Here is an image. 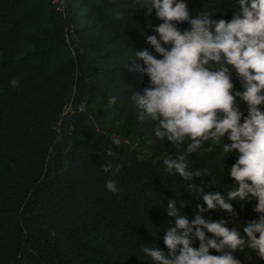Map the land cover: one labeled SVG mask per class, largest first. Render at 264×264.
Returning <instances> with one entry per match:
<instances>
[{
    "label": "trees",
    "instance_id": "1",
    "mask_svg": "<svg viewBox=\"0 0 264 264\" xmlns=\"http://www.w3.org/2000/svg\"><path fill=\"white\" fill-rule=\"evenodd\" d=\"M185 2L191 18L210 12L230 21L236 11V0ZM65 4L67 19L50 0H0V264H153L143 248L167 253L163 236L176 219L167 215L168 202L177 200L190 221L203 205L187 191L190 182L164 172L163 160L190 141L175 150L155 137V122L138 126L131 99L149 84L135 54L147 49L162 58L146 42L162 21L137 0ZM177 26L190 29L187 22ZM233 82L240 90L235 76ZM113 96L119 99L109 105ZM240 107L246 115V104ZM222 145L189 159L191 170L216 179V185L210 175L191 183L226 195L236 156ZM107 163L122 168L113 177L102 171ZM109 179L117 181L116 193L106 189ZM181 200L188 202L183 208ZM242 203L232 201L245 225L259 214L255 200L243 211ZM204 217L229 219L222 210ZM234 256L241 264H264L250 250Z\"/></svg>",
    "mask_w": 264,
    "mask_h": 264
},
{
    "label": "clouds",
    "instance_id": "2",
    "mask_svg": "<svg viewBox=\"0 0 264 264\" xmlns=\"http://www.w3.org/2000/svg\"><path fill=\"white\" fill-rule=\"evenodd\" d=\"M137 3L146 14L155 10L162 21L153 26L158 35L146 36V42L162 58L147 49L135 54L143 61L142 71L149 78L148 86L141 92L133 91L131 96L138 109V126L155 122V137L167 139L175 150L190 141L175 158L163 160L164 172L190 182L187 191L203 200L191 221L176 207L177 200H170L167 215L176 219L175 226L163 236L167 253L154 247H144L143 253L153 264H241L234 253L246 250L264 261V0H236L230 21L212 19L210 12L191 18L185 0ZM185 22L190 29L182 31L177 25ZM18 83L16 79L10 81L12 87ZM118 99L110 97L109 105H115ZM241 103L246 104V115ZM222 141L223 153L236 156L227 176L234 185L226 195L206 192L208 184L191 183L210 174L191 170L189 159L194 153L213 152ZM107 154L114 156L111 149ZM101 168L114 177L122 165L114 168L107 163ZM210 176L216 185V179ZM105 187L112 193L118 191L114 179L107 180ZM254 200L258 218L241 225L232 201L243 202V211L244 205ZM187 203L179 201L181 208ZM212 210L226 212L229 219H205L204 214ZM193 235L199 241L198 248L192 246ZM210 250L220 255H212Z\"/></svg>",
    "mask_w": 264,
    "mask_h": 264
},
{
    "label": "rangeland",
    "instance_id": "3",
    "mask_svg": "<svg viewBox=\"0 0 264 264\" xmlns=\"http://www.w3.org/2000/svg\"><path fill=\"white\" fill-rule=\"evenodd\" d=\"M59 13L61 14V16L64 18V19H67V8L65 7H63L62 8V10H60L59 11ZM68 29V30H67ZM66 30H67V33H68V35L70 34V30H71V28L69 27V28H66ZM69 42H70V39H69ZM81 109V108H80ZM71 109H70V107H67V108H65V115H66V113L68 112V111H70ZM113 137H115L116 138V135H114ZM127 140L126 139H124V142H126ZM117 145H119V143H116ZM124 144H126V143H124ZM120 146V145H119Z\"/></svg>",
    "mask_w": 264,
    "mask_h": 264
},
{
    "label": "built area",
    "instance_id": "4",
    "mask_svg": "<svg viewBox=\"0 0 264 264\" xmlns=\"http://www.w3.org/2000/svg\"><path fill=\"white\" fill-rule=\"evenodd\" d=\"M50 3L56 8L58 12L62 10L63 7H66L65 0H50Z\"/></svg>",
    "mask_w": 264,
    "mask_h": 264
}]
</instances>
